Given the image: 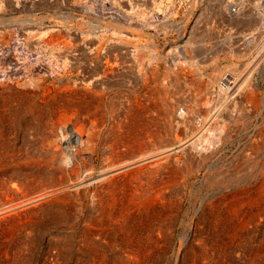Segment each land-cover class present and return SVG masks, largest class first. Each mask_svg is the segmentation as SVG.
Segmentation results:
<instances>
[{
  "label": "bare ground",
  "instance_id": "bare-ground-1",
  "mask_svg": "<svg viewBox=\"0 0 264 264\" xmlns=\"http://www.w3.org/2000/svg\"><path fill=\"white\" fill-rule=\"evenodd\" d=\"M226 11L231 14L227 19L240 24L245 37L249 35L247 41L255 38L253 30L261 17L259 21L248 14L234 17L230 4H225ZM115 12L111 36L101 23L75 32L68 24L70 10L52 14L65 22L57 31L46 26L41 16L21 18L40 23L37 41L59 51L42 65L51 77L65 80L51 79L44 88L45 74L37 69L42 67L39 56L34 64L22 60L18 65L17 47L9 54L17 72L24 73L21 68L27 67V72L37 75H27L30 83L24 76L20 82L4 77L7 81L1 83L0 78V264H34V252L48 234L37 264H264V160L262 166L253 163L264 156V122L242 149L245 159L240 151L232 162L212 166L234 144L235 114L246 122L248 106L261 113L264 97L259 83L223 80L220 71L209 75V81L193 79L191 86L176 83L185 80V64L201 69L208 61L220 59L225 50L212 56L198 54L203 60L183 51L184 60L174 63L176 71L162 73L163 53L152 43L146 70L147 54L137 52V75H144V83L127 92L125 82L132 66L127 58L131 41L125 31L134 14L126 8ZM173 12L170 8L166 17ZM12 20L15 17L2 19ZM2 39L7 47L12 45L9 34ZM111 41L128 51L123 53L119 45L112 61L107 56L102 59L100 49ZM244 48L246 52L251 48L246 41ZM231 53L237 58L245 54L226 52L224 57H234ZM259 68L264 78V68ZM72 69L78 71L77 83H71ZM255 69L249 68L246 81L255 78ZM107 70L115 76L114 83L101 82ZM146 84V88L151 85L147 104L140 96ZM111 88L115 92L108 99ZM98 153L103 157L100 167ZM202 171L200 188L195 178ZM180 217L187 219L178 233Z\"/></svg>",
  "mask_w": 264,
  "mask_h": 264
},
{
  "label": "rangeland",
  "instance_id": "rangeland-1",
  "mask_svg": "<svg viewBox=\"0 0 264 264\" xmlns=\"http://www.w3.org/2000/svg\"><path fill=\"white\" fill-rule=\"evenodd\" d=\"M0 1H1L0 2V8H1L0 9V36H1L0 45L2 44L1 54H0L1 55L0 56L1 83H4L8 79H9V81H15L17 79L20 82L21 81L20 78L23 76L25 77L24 81L26 83H30L28 76L37 75V73L35 71L31 72L30 70H28V72H27V70H26L27 67L24 68V67H22L23 65L20 67H22L21 70H23L24 73H18L17 72V69H16L17 66L14 65L15 61L13 62V60L9 59L11 57V55H9V54L12 53V51L14 53L16 47H17V49L20 50L19 52H17L20 55L19 54L16 55L17 58L20 57V61L18 60V65L21 64L20 62H22V60H25V64H27L28 62L34 64L33 62H35L36 58L39 56V61H40L39 64H41L40 66H42V67H39V68L36 67V68L42 69L43 74H45V75H43V77L41 79V83H42L44 88H47L48 83H51L50 82L51 79L52 80H55V79L59 80L58 83L64 82V80H65V79H63L62 76H60V78H56L53 76L51 77L50 74H48L49 72L47 71V69H45L46 67H44L42 65V64H46L47 61L49 62V57L51 56L52 53H53L52 56L56 57V55H58L57 53L59 51L54 50L55 52H53V50L48 49L45 46L43 47V44H41L42 42L39 43V39L37 41V38H39L38 36H39L40 31H41L40 28L42 26L39 25L40 23H37L35 25L31 21L30 22L29 21L23 22V19L21 20V18L25 17V14L34 16V18H38L39 16H41L40 18L45 19V20L43 19V22L45 23L46 26L54 27V28H56L55 30L57 31V29H59L61 27V25L63 26L65 24V22H63V20L60 18L52 17L53 16L52 14H54L56 11H58V9H60V10L62 9L63 11L70 10L71 12H73L74 16L72 15V17H71L72 22H70L68 24H70L69 26L74 28L75 32L79 28H80V30H84V29L89 30V29H91L90 25L96 24V23H98V24L101 23L102 26L104 25L108 28L107 30L109 32L107 31V33L111 36L113 33V29H112L113 24L117 23L116 18H115L116 17V12H115L116 9L126 8L127 10H129V12H131L132 15L134 14L133 15L134 19L131 20L134 22H130L129 23L130 25L127 24V26L129 25V29L127 31H125L126 35L128 36V38L131 41V45H129L130 46L129 48L131 50V52H130L131 55L127 56V58L129 60V63L132 66V69H129V71L131 72V73L129 72V78L130 79L128 78V81L125 82V83H128V86L125 87L126 89L124 88L125 91L128 90L127 92H129L130 89L132 90L134 88V84H136V83L137 84L140 83L139 87L142 86L141 83H144V75L143 74L137 75L138 69H139L138 63L136 60L137 52L143 51L146 54H147V52L150 53L153 49V47H151V44L154 43V46H156L158 51L160 53H163L162 54L163 59L160 61V70L162 73H164L166 71H172L173 72L175 70L174 63L178 59H179V61L184 60L183 55H182L183 51L187 52L191 56H195V57L198 56L197 57L198 59L200 58V60H203L202 58L204 56H199V55H204L206 53L207 55L212 56L214 53L218 52V50H222V49L225 50V51H222V53L220 55L221 56L220 59H217L216 61H212V60L208 61L209 63H207L206 66L201 67V69H200L199 65L197 66L196 64H194V65L193 64H187V65L185 64L184 70H185V73L187 74L185 77V80H181L179 82L176 81V83H181L182 85L184 83H189L188 85L191 86L190 83L193 82L194 80L198 79V78L199 79L203 78V80L209 81V79L211 78L212 75L221 72L223 74V77H222L223 80L230 79L232 77L230 80L234 81L236 83H239V84L245 83V82L246 83H259L260 94H261V96L263 95L262 97H264V78H263V74H260L261 71L259 68V67H261V69L264 68V54H263L264 53V23H263V21H264V12H263L264 11V0H154V1L153 0L152 1H150V0H136V1L135 0H54V1L53 0H0ZM83 2H84V4H83ZM103 3H106V5ZM139 3H140V5H139ZM132 4H133V6H132ZM135 4L137 5L136 7L134 6ZM225 4L226 5L227 4L232 5L233 14H235V15H233L234 17H237V16L240 18H247L249 16L255 17V18L258 17L257 18L258 21L261 17L259 23L255 27V30H253V31H255V34H253V35L256 39L255 38H253V39L249 38L247 41L246 38H248L249 35L245 37V33L242 30L241 25L240 24L237 25L235 22H231V21H229V19H227L231 14L229 15V14H227V11L225 12ZM87 5H90V9ZM85 6H87V7H85ZM97 6H98V8H97ZM131 6L135 7V8H132ZM109 7H113L115 9L109 8ZM99 8H100V10H99ZM102 8H104V9H102ZM105 8L107 10L112 9L113 11H110V10L107 11ZM170 8L175 9V12H173L172 15H169V17H170V19H169V17L167 16L168 17L167 18L166 15L168 14ZM189 8H190V10H189ZM88 9H89V12H87ZM102 10H104V11H102ZM136 10H138V11H136ZM93 11H95V12H93ZM134 11H135V13H134ZM139 11H142V12H139ZM234 12H236L237 14ZM242 12L245 14H243ZM90 13H91V17H90ZM102 13H104V14H102ZM93 14H94V16H93ZM149 15L150 16L152 15V16L150 17ZM153 15L158 16L159 18H154ZM189 15H190V17H189ZM240 15L241 16L244 15V16L241 17ZM148 16H149V18H147ZM223 16H226V18L223 19ZM14 17H15V21H13V20L12 21H2V19L14 18ZM101 17H103V18H101ZM17 18L19 19V21H16ZM98 19H101V20H98ZM92 20H93V22H92ZM149 20H151V21H149ZM121 22H124V21H121ZM158 22H159V24H158ZM135 23H137V24H135ZM153 24L156 27L155 26L153 27ZM156 24H158V25H156ZM185 26H186V28H185ZM137 29H138V31H137ZM65 30L68 32L70 31V29L67 27L65 28ZM140 31H142V33ZM249 32L250 31H248V33ZM257 33H258V35H257ZM6 34H9V38H10L11 42L14 41V43L10 42V44H12L13 47H11L12 45H9V47H7L5 44H3L2 36L6 35ZM195 34H197V35H195ZM132 36H133V38H132ZM193 37L196 39L198 38L197 41L194 40ZM244 37H245V39H244ZM148 40H150V41H148ZM199 40H201V41H199ZM245 41L247 44L249 43V45L251 47L250 49H248L247 52L245 50L246 48H244ZM254 41H255V43H254ZM97 44L95 45V50H96V51L94 50L95 52L99 51V47H100L99 42ZM105 45H106V47L102 48L103 51L100 49V54L102 56V59H104L107 56L109 58V60L111 59V61H112V59L116 55V53H119V50L117 51L115 49V47L117 48V47H119V45H120L119 48L124 47L123 53H124V51L127 50L123 44H120L119 42H116V41H111L110 43H107ZM138 45H139V47H137ZM258 45H259V47H258ZM112 46L114 49L111 48ZM3 47H5V48H3ZM143 47L144 48L146 47V49H142ZM247 48H249V47H247ZM150 49H151V51H150ZM106 51L108 52L110 57L108 56ZM207 51H208V53H207ZM235 51L240 52V54L245 53V52L246 53L244 55H242V57L240 56L238 58L235 57L232 53L231 54L234 57H232V56H229L227 58L224 57V54L226 52L230 53V52H235ZM24 52H25V54H27V56H25L27 58H25L22 55ZM41 52H42V54L40 55ZM196 52H199V53H196ZM200 52L201 53L203 52L204 54L203 53L201 54ZM128 54H129V52L127 53V55ZM148 54L146 57V61L143 65L144 70H146L148 64L151 61ZM168 56H169V58H168ZM129 57H131L132 59ZM230 57H232V58H230ZM197 58H196V60H197ZM147 60H149V61L147 62ZM261 60H262V62H261ZM251 61H252V63H251ZM236 62H238V63H236ZM239 63H240V66H239ZM258 63H259V65H258ZM231 64H232V66H231ZM191 65H193V66H191ZM229 65H230V67H232L231 69H230ZM235 65H236V67H238L237 70H235L236 68L234 69ZM251 67L252 68L257 67L258 70L255 69L253 72V74L255 75V78L251 77L248 81H246V78L249 74L247 72H249V68H251ZM109 70H107L108 73L106 74V77H103L104 80L101 81L102 83H114L113 81L115 80V76L113 75L112 71L109 72ZM222 71H224V72H222ZM4 72H7V73H5L7 75L3 76ZM38 74H40V73H38ZM77 74H78V71H76V69H72V76H70L71 83H74V82L77 83L78 82L79 74L78 75ZM131 74H133V75H131ZM209 75H210V78H209ZM49 76H50V78H49ZM165 81L167 82L166 79H165ZM147 85L148 84H146L145 87L143 85L144 90L140 95L141 96V102L145 103V104H147L149 102L146 99H148V94H149V91L151 89V85H149L146 88ZM129 86H130V88H128ZM27 87L30 88L31 87L30 84H28ZM113 90H114V88H111L110 90H108L109 92L107 91L108 94H107L106 98L110 99V97L113 96V94L115 92ZM142 94H144V95L142 96ZM248 109H249L250 114H247V115H249V117L251 114L252 115L255 114L254 116H256V115L257 116L252 117V115H251L250 119H249V117L246 116L244 118H247V119H246V122H244L243 117L241 118L239 116V114H235V116L237 117L236 118L237 123H234V126H235L234 130H233L234 131V137H233V140H234L233 143L234 144L231 143L225 150L222 151V156H220L219 159H217V158L215 159L216 161L212 163V166L214 168H215V166L217 167V164L221 165L222 164L221 162L226 163V164H227V162H232L235 155L237 156L240 153L243 155L242 149L245 148V146H247L246 143H248L250 141V139L252 140L255 133L257 132L258 126L260 127L263 124V122H264V106L261 109V113H257V114H256V112H254V110L252 109L251 106H248ZM248 119L250 121H248ZM239 120H240V122L238 123ZM247 121H248V123H247ZM242 123H244V124H242ZM237 129H238V131H237ZM242 146H244V147H242ZM237 148L239 150H237ZM242 155H240V156L243 159H245L246 156H244V155L242 156ZM101 156H102V154H99V153L96 155V157H97L96 162H97L98 167H100V165L102 163L103 157L101 158ZM226 159H227V161H226ZM257 159L258 158L253 159L254 162H253V160H250V163H252V162L256 163V164L261 163L260 166H262V163H263L262 161L264 160V156H263V159L262 158H259L258 160ZM203 173H204V171L200 172L197 175V177L195 178L196 179V181H195L196 186L197 185L199 186V184H200V188H201V184H202ZM246 173H247V171H246ZM244 177L246 179L247 178L250 179V177H248L246 175ZM253 177H255V176H253ZM188 205L189 204L187 202L185 204L184 208H187ZM186 219H187V217H180L177 221L178 222L177 226L181 228L182 227L181 225L185 223L184 220L186 221ZM180 228H178V233H180L183 229V228H181V229ZM179 230H181V231L179 232ZM47 236H50V235L48 234ZM47 236H45V238L38 244V246L34 252V261H35L34 264H37L42 259L43 251L46 249V247L48 245V241L46 239H49V237H47ZM177 240L175 241V244H177ZM43 246H44V248H43ZM171 256H172V254L170 253L168 259Z\"/></svg>",
  "mask_w": 264,
  "mask_h": 264
},
{
  "label": "clouds",
  "instance_id": "clouds-1",
  "mask_svg": "<svg viewBox=\"0 0 264 264\" xmlns=\"http://www.w3.org/2000/svg\"><path fill=\"white\" fill-rule=\"evenodd\" d=\"M69 163H70V161H69Z\"/></svg>",
  "mask_w": 264,
  "mask_h": 264
}]
</instances>
